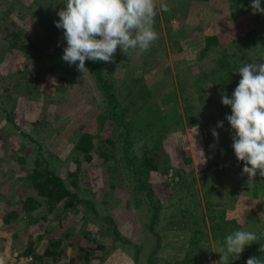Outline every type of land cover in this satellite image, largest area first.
Returning <instances> with one entry per match:
<instances>
[{
    "label": "rangeland",
    "instance_id": "374dc122",
    "mask_svg": "<svg viewBox=\"0 0 264 264\" xmlns=\"http://www.w3.org/2000/svg\"><path fill=\"white\" fill-rule=\"evenodd\" d=\"M160 2L158 39L148 51L118 48L113 62L97 61L119 101L127 73L154 89L144 109L129 117L125 155L118 136L113 147L104 142L122 125L109 117L93 71L62 60L66 40L53 21L34 27L38 5L56 16L64 0H0V33L10 20L27 34L36 30L26 51L0 45V257L6 264L17 256L15 239L40 255L50 239L58 240L55 256H33V264H220L217 251L234 227L255 232L264 245V177L241 175L244 162L234 154V130L225 119L231 107L221 102L238 85L236 70L244 62L264 63L261 13L253 14L251 0H164L170 12ZM220 121L223 127H216ZM83 131L93 134L91 159L75 148ZM103 144L113 150L106 158L97 152ZM151 152L158 154L155 167L142 163ZM36 160L76 193L73 206L61 199L47 209L38 197L32 210L21 207L23 197L36 194L29 177ZM151 203L159 205L152 227ZM12 208L17 216L3 221ZM247 252L240 264L250 258Z\"/></svg>",
    "mask_w": 264,
    "mask_h": 264
},
{
    "label": "clouds",
    "instance_id": "9594fccd",
    "mask_svg": "<svg viewBox=\"0 0 264 264\" xmlns=\"http://www.w3.org/2000/svg\"><path fill=\"white\" fill-rule=\"evenodd\" d=\"M64 5L55 21L67 42L61 58L82 73L88 70L86 60L111 63L118 48L125 54L130 49L146 52L158 39L154 27L156 0H64ZM159 7L171 11L164 0ZM251 10L253 14H264L261 0H251ZM256 61L244 62L236 70L241 77L238 85L231 97H221L222 104L231 107V114L225 117L234 130L231 147L237 160L244 162L241 175L247 174L248 180H254L258 171L264 177V63ZM216 127H223V122ZM212 135L218 142L215 128ZM257 240L252 231L228 234L217 251L221 254L220 264L238 260L245 246ZM259 251L264 252V245ZM0 264H6L5 258L0 257ZM246 264H264V259L250 257Z\"/></svg>",
    "mask_w": 264,
    "mask_h": 264
},
{
    "label": "trees",
    "instance_id": "16d2710c",
    "mask_svg": "<svg viewBox=\"0 0 264 264\" xmlns=\"http://www.w3.org/2000/svg\"><path fill=\"white\" fill-rule=\"evenodd\" d=\"M36 1H43V0H36ZM8 10H11V5L7 7ZM53 12V11H52ZM55 12V10H54ZM53 12V13H54ZM56 16L52 15L51 9L48 7H44L43 4L41 6L38 5V9H35L32 13L33 16V23L35 29H45L46 28V23L52 22L54 23L55 26V21L59 19L58 13H56ZM262 16V21L264 23V14H261ZM53 28V24L50 25V29ZM57 27L55 26V29ZM54 29V28H53ZM4 34L0 33V45L3 48H16L20 49L21 51L24 50L26 51L28 49V45L32 43L33 39L36 37V30L32 32L31 34H27L23 27L17 23L16 21L10 20V24L5 26V29H3ZM3 43V44H2ZM67 43V42H66ZM85 65L89 67L92 71L93 74L96 78V81L100 85V87L103 89L104 94L108 98L109 102V117L114 118L115 122L120 125H122V129H117L119 133L115 136L109 135L104 138V142H108L110 147L114 146V139L116 136L120 138L121 140V145L123 147V151L125 155L127 154L128 151V145L131 142V132L132 130V124L133 120L131 117L132 113L144 109L143 106L146 104L148 101L149 97H151L154 93V89H149L145 87L144 81L142 77L139 76H130L127 73L128 77V82L129 86H126L127 81L125 80L126 84L123 83L122 89V100L119 101L118 98L116 97V94L111 92L110 90V84L106 81V79L102 75V71L100 69V65L97 62L85 61ZM232 75V74H231ZM236 76V75H232ZM229 80V79H228ZM230 81V80H229ZM236 81V79H234ZM7 87V86H6ZM217 89L223 90V86H217ZM214 96V95H213ZM146 106V105H145ZM5 112H9L7 110H4ZM135 114V113H134ZM191 118L192 116L187 114L186 119L189 124H191ZM93 134L87 131H83L78 135V138L75 142V148L77 151H80L84 154V156L87 159L92 158V151H94L95 145L92 140ZM106 145L103 144L101 149H99L97 152L103 157L106 158L110 155V153H113V150L107 151L104 150V147ZM155 159L158 160V154L156 152H151L149 155H144L142 157V163L146 164L151 167H155ZM127 162L132 163L130 158H126ZM39 161H35V166L32 168L31 172L29 173V177L31 179V182L33 186L36 188V194L33 196H25L21 199V207L25 211L32 210L35 208L38 203H39V198L38 197H43L45 200V204L47 206V209H51L59 200L64 199V207L67 206H73L75 202L77 201L78 197L76 196L75 192H72L63 179L53 171H48L46 169H40V166L38 165ZM134 168V167H133ZM70 174H74V171L71 172ZM143 187H145L147 191V195L149 198L153 201L152 199V191L150 190V187H146V183L142 182L141 183ZM260 199L264 202V189H261V195ZM153 207L152 211V222L150 226L152 227L154 224V220L157 217L158 210H159V205L155 203H151ZM17 216L16 209L12 208L7 211L3 212V221L9 222L12 218H15ZM234 225L236 222L235 220L231 221ZM231 225V226H232ZM230 227V226H229ZM236 228L229 230L228 234L232 233L235 231ZM260 236H262V233L260 231ZM264 239V236H262ZM261 240L253 242L251 245L245 246V252L246 250H249V252L246 253V255L249 257H259L261 259H264V257H261V252L257 248L258 245H263V243H260ZM58 240H53L50 239L48 244H46L44 250H43V255H51L52 257L55 256V252L52 249L53 245H57ZM11 246L15 250H17V255L19 254H24V253H32V256L35 258H41L43 255H40V253H37L35 249L32 247V245H24L22 241L15 239ZM157 246L153 248V250H156ZM34 253V254H33ZM243 257V254H241V257ZM245 259H248L244 257ZM240 259L235 262V264H240L239 263ZM33 260L31 261L30 264H33ZM152 260L150 259L148 264H152ZM197 264V262H195Z\"/></svg>",
    "mask_w": 264,
    "mask_h": 264
},
{
    "label": "built area",
    "instance_id": "2783aa9c",
    "mask_svg": "<svg viewBox=\"0 0 264 264\" xmlns=\"http://www.w3.org/2000/svg\"><path fill=\"white\" fill-rule=\"evenodd\" d=\"M33 260V256L31 254H19L15 257L14 262L10 261L9 264H30Z\"/></svg>",
    "mask_w": 264,
    "mask_h": 264
}]
</instances>
